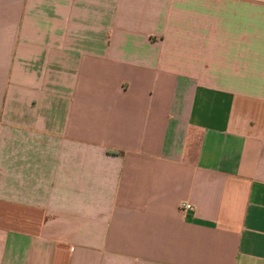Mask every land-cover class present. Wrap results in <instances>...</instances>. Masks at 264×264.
<instances>
[{
    "label": "crops",
    "instance_id": "0c3cea01",
    "mask_svg": "<svg viewBox=\"0 0 264 264\" xmlns=\"http://www.w3.org/2000/svg\"><path fill=\"white\" fill-rule=\"evenodd\" d=\"M0 264H264V0H0Z\"/></svg>",
    "mask_w": 264,
    "mask_h": 264
},
{
    "label": "built area",
    "instance_id": "2783aa9c",
    "mask_svg": "<svg viewBox=\"0 0 264 264\" xmlns=\"http://www.w3.org/2000/svg\"><path fill=\"white\" fill-rule=\"evenodd\" d=\"M181 208L183 210H192L193 206L191 204H189V203H183V204H181Z\"/></svg>",
    "mask_w": 264,
    "mask_h": 264
}]
</instances>
